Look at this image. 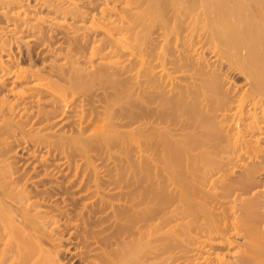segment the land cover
Wrapping results in <instances>:
<instances>
[{"label": "bare ground", "instance_id": "6f19581e", "mask_svg": "<svg viewBox=\"0 0 264 264\" xmlns=\"http://www.w3.org/2000/svg\"><path fill=\"white\" fill-rule=\"evenodd\" d=\"M84 2L0 0V264H264V0Z\"/></svg>", "mask_w": 264, "mask_h": 264}, {"label": "rangeland", "instance_id": "374dc122", "mask_svg": "<svg viewBox=\"0 0 264 264\" xmlns=\"http://www.w3.org/2000/svg\"><path fill=\"white\" fill-rule=\"evenodd\" d=\"M77 1V0H76ZM80 1V4H83V3H85L84 1H86V0H78V2ZM83 1V2H82ZM112 4V3H111ZM110 5V4H109ZM26 6V5H25ZM29 7H31V6H29ZM29 7H26V10L28 9V11H30L29 13H31L32 15H28V16H31V18H33L34 16H36V14H38V15H40V18H42V19H44L45 20V22H43V20H41V22H43V23H41V24H43L44 26L46 25V26H48V24H49V22H54L53 20V18H55V22L57 21H62V18L61 17H58V16H56V17H54L53 16V14H52V16H51V13H49V12H47L46 10H41V11H38L39 13H35L34 14V9H33V11L32 10H30L29 9ZM23 9H24V7H23ZM50 14V16H49V14ZM34 14V15H33ZM42 14V15H41ZM48 14V15H47ZM37 15V16H38ZM36 16V17H37ZM49 20H51V21H49ZM33 19H35V18H33ZM69 21L71 20V18L69 17V19H68ZM49 21V22H48ZM72 21V20H71ZM85 22H87V24H88V20H86ZM79 24V23H78ZM50 25V24H49ZM83 25H86V23H83ZM101 31V32H100ZM97 32V31H96ZM96 32H94L93 34L94 35H96ZM100 32V33H99ZM98 34L96 35V36H101L102 35V30H99L98 29V32H97ZM32 43V42H31ZM41 46V47H40ZM39 47H38V49H40V50H38V49H36V50H38V51H41V50H45L46 52H48V53H46V55H48V56H50V50H51V48L52 47H54V46H56L55 44L54 45H52V47L50 46L49 47V45L48 46H46V45H40ZM45 46V47H44ZM43 48V49H42ZM47 49V50H46ZM48 49H49V51H48ZM43 52V51H42ZM45 53H43V54H45ZM101 55V54H100ZM100 55H96V56H94L93 58H92V60L93 61H91V62H89V58L88 57H81L80 58V56H79V58H78V61H79V65H82V67H84V68H86V70H88L90 67H92V65L91 64H93V65H95V64H97L98 62H103V60H102V58L100 57ZM68 59L67 58H62V60H58V62L60 63L61 61L63 62V61H67ZM48 60H46L45 62H47ZM25 63V62H24ZM40 62H37L36 64H38V67H39V65L41 64H39ZM82 63V64H81ZM91 63V64H90ZM47 64H49V63H46V64H44V62L42 63V65H47ZM67 65H68V62H67ZM91 65V66H90ZM36 67H37V65H35ZM42 67V66H41ZM93 68V67H92ZM45 69H48V68H45ZM90 70V69H89ZM51 77H53L52 79H54V78H56V77H54V76H51ZM92 81V80H91ZM96 81V80H95ZM94 80L91 82V83H88V82H90V81H87L86 83H88V84H84V86H83V88L81 89V91H80V94H81V97L82 96H85V97H94V95L95 94H98V92H100L102 89H101V85H103L104 84V82H98V81H96L95 82ZM100 94V93H99ZM98 94V95H99ZM75 96V95H74ZM73 96V97H74ZM96 96V95H95ZM100 96V95H99ZM12 97V96H11ZM10 97V98H11ZM70 98H71V96H69ZM94 98H96V97H94ZM85 107L86 106H88V105H84ZM79 107V106H78ZM69 133V132H68ZM87 133H89L88 131H87ZM90 134V133H89ZM90 144L87 146V147H85L84 149H81V151L80 150H78L77 149V147H76V145L75 144H73L72 142H70V143H68V145L66 146V148H65V150H66V153L65 154H67L68 155V161H66V160H64L63 159V154L64 153H62V154H57V158L55 159V162H61V161H65V164H67V163H69L70 164V166L69 167H67L66 165L65 166H63V167H65V169L63 170L64 172H66V173H72L73 172V168H72V166H73V164H74V162H75V160H80L81 158V160H89V161H92V162H94L96 165H97V168H98V170H99V173L100 174H103V173H109V172H111V174H112V172H114V170H113V167H112V165H113V159L114 158H112L111 156H109V154L107 153V151H106V149L104 148V145L101 143H98L96 140H93V141H90L89 142ZM42 148V147H41ZM41 148L39 147L38 149H36V153L38 154V155H43L44 154V152H45V149L44 148H42V150H41ZM40 149V151L39 152H37L38 150ZM114 150H115V155L116 156H118V155H122V153H121V150H120V148H118V147H115L114 148ZM44 151V152H43ZM43 153V154H42ZM21 155V154H20ZM21 156H25V154L23 155H21ZM44 156H46V155H44ZM22 158V157H21ZM25 158V157H24ZM67 168V169H66ZM112 168V169H111ZM113 170V171H112ZM93 172V170L91 169V167H85L84 166V169H83V171L81 172V174H83L84 176H88V175H90L91 173ZM263 173L264 172H262L261 173V176L260 175H258V178H262V176H263ZM108 175H110V173L108 174ZM260 190V189H259ZM237 240L239 241V242H242L244 239L243 238H237Z\"/></svg>", "mask_w": 264, "mask_h": 264}]
</instances>
